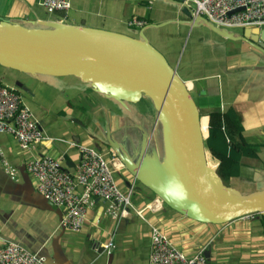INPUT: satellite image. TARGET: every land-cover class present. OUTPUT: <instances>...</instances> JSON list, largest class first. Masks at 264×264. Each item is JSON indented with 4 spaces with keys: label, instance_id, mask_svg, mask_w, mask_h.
<instances>
[{
    "label": "crops",
    "instance_id": "obj_1",
    "mask_svg": "<svg viewBox=\"0 0 264 264\" xmlns=\"http://www.w3.org/2000/svg\"><path fill=\"white\" fill-rule=\"evenodd\" d=\"M33 1L35 4H30V0H0V18L24 26L34 24L41 27V21H59L122 32L118 27H132L128 26L126 21L136 15L145 20L143 27L161 26L168 23L162 21L173 19L182 25H201L213 30L204 20V16L202 18L194 16L196 18L192 19L188 8L181 3V0H158L157 7L153 5V0H127L126 18L124 15H114L115 11L110 7H104L105 0H100L99 4L94 2L91 9L84 8L85 0H71V4L81 7H76L73 13L70 12L71 7L67 12H54L53 17V13H46L47 11L39 3L40 0ZM44 13L51 16H43ZM148 15H151L154 21L149 20ZM106 21L110 27H106ZM151 22L162 23L149 24ZM217 27L218 31H213L227 44L233 45L237 41L244 43L247 51L253 56L251 62H231L227 53L225 58L221 59L222 55L211 46L208 56L199 59L200 65L210 68V71L194 73L196 66L194 51L187 66L183 67L179 74L190 91L196 95L194 100L199 112L208 113L217 108L222 111L234 109L241 119L244 134L245 120L238 107L241 103L247 105L251 103L230 92L233 90L238 92L240 88L246 89L249 85L256 87L257 81L260 78L264 79V66L253 60H264V57L256 54L250 43L242 38L244 28H241L242 32H234L224 29L226 27ZM134 31L139 32V30ZM204 41L210 43L213 39L206 38ZM241 50L240 56L245 58L247 52ZM177 56V53L170 54L174 64ZM0 67L5 71H11V76L23 75L22 79L15 78L14 81L7 79L6 75L0 76V82L17 88L23 102L31 108L48 136L88 145L96 141L95 147L105 156L111 149L110 142L114 144L112 147L116 146L119 150L121 148L133 160L138 158L142 160L144 154L150 156L148 146L153 145L148 131V128L151 129L150 120L153 121L151 114L131 107L128 102H120L98 92L88 82L73 75H31ZM240 68L250 70L249 78L246 77L241 85L235 86V76ZM89 92L92 95H99L98 98L102 103L100 108L94 109L93 121L88 118L87 111L78 106ZM71 95H74L72 102L68 99ZM242 95L248 94L243 92ZM108 99L114 102H107ZM111 103L116 108H111ZM156 116H154L155 120ZM77 120L81 124H76ZM126 128L141 129V138L136 136L132 140L128 133H125ZM128 142L130 146L127 148ZM252 144H259L260 148H264V141H256ZM0 148L9 163L15 167V174L11 177L5 171L0 159V245L5 241H16L27 250L45 256L47 264H149L150 226L156 225L185 254L193 255L198 250H202L207 264H264V235L261 233L258 219L254 216L246 215L223 224L200 222L172 209L145 186L146 192H141L140 199L132 200L133 204L127 207L126 216L110 217L106 212V202L95 197L93 204L87 208L82 227L76 231L64 228L58 224L64 209L52 205L36 189L25 164L32 155L50 154L58 157L64 168L71 169L78 158L76 150L68 148L65 143L59 141L43 142L29 151L23 150L12 135L2 133H0ZM259 154L258 151L256 157H243L241 166L248 165V160L261 161ZM257 169L260 176L264 175L262 168L257 167ZM123 185L124 183H120L119 186L125 190ZM111 238L114 246L110 251H106L103 249V244Z\"/></svg>",
    "mask_w": 264,
    "mask_h": 264
},
{
    "label": "water",
    "instance_id": "obj_2",
    "mask_svg": "<svg viewBox=\"0 0 264 264\" xmlns=\"http://www.w3.org/2000/svg\"><path fill=\"white\" fill-rule=\"evenodd\" d=\"M189 14L192 19L202 18L194 17L190 10ZM31 25L0 18V66L31 75H73L120 102L150 98L161 144L148 150L150 156L133 160L110 142L133 181L172 209L200 222L223 224L251 213L264 215V188L241 193L224 184L215 168L206 166L202 115L176 69L147 40L144 27L138 37L59 21ZM242 38L264 57V28L246 27ZM130 184L127 180L126 185Z\"/></svg>",
    "mask_w": 264,
    "mask_h": 264
},
{
    "label": "built area",
    "instance_id": "obj_3",
    "mask_svg": "<svg viewBox=\"0 0 264 264\" xmlns=\"http://www.w3.org/2000/svg\"><path fill=\"white\" fill-rule=\"evenodd\" d=\"M49 12H67L70 0H40ZM193 16H204L221 27L264 28V0H182ZM243 6V9L230 11ZM128 26L143 27L145 20L131 16ZM0 133L12 135L23 150H30L37 144L59 141L68 148H74L78 158L71 169L64 168L58 157L50 154L32 155L25 167L35 182L36 189L52 205L64 209L59 225L76 231L82 227L87 208L94 198L106 202V212L112 218L126 216L131 205L129 189L122 190L117 184L114 171L123 168L114 150L107 156L96 147L74 140L48 136L31 108L23 102L15 87L0 83ZM0 159L11 177L15 174L12 166L0 148ZM250 215V214H249ZM247 215V216H249ZM114 246L112 238L103 244L110 251ZM0 264H47L44 256L27 250L16 241H5L0 245ZM149 264H207L202 250L193 255L185 254L158 226H150Z\"/></svg>",
    "mask_w": 264,
    "mask_h": 264
},
{
    "label": "rangeland",
    "instance_id": "obj_4",
    "mask_svg": "<svg viewBox=\"0 0 264 264\" xmlns=\"http://www.w3.org/2000/svg\"><path fill=\"white\" fill-rule=\"evenodd\" d=\"M99 1L100 0H85L83 6L85 9H91L94 6V2L95 3L97 2V4H99ZM153 1H154L153 5L157 7L159 5L158 3L159 1L158 0H153ZM30 4H35V1L30 0ZM167 6L169 8L171 7L170 4H168ZM76 7H81V6H75L74 3H72L70 12L73 13ZM104 7L106 8L110 7L112 11H115V13H113L114 15L117 16L124 15L125 18L127 17L125 14V10L127 7V0H114V1L105 0ZM153 12H156V10H153ZM46 13H44L43 16H49V17L51 16V15H47ZM76 13L78 14V11H76ZM127 15H129V12L127 13ZM53 16L54 13L52 14V17ZM148 19L154 21V18L151 15H148ZM169 20L171 21L169 22ZM165 21H167L168 23L157 27L152 25H147L146 27H144L143 33L146 36L149 43L152 44L156 49H158L164 55L168 63L176 69L177 74L179 76H180L179 72H181L183 67L187 66V63L189 59L192 57L194 51H195V56L193 58L196 62L194 73L200 74L205 71H210V68L200 65L199 59L201 60L204 57L208 56L211 46H214L217 52L222 55L221 59L225 58L227 53L229 60L234 63L240 61L251 62L253 58L250 51H247V49L245 48L244 43L237 41L233 45H229L226 43L225 40L222 41V37H220V35L215 33L209 27L201 26V25L200 26L182 25L177 23L173 19H166L162 22ZM162 22H151L149 24H159ZM26 25H31V24H26ZM105 25L106 27H110L107 21L105 22ZM118 29L119 31L122 32L125 31L123 33L128 34L130 36L137 35L139 37L140 35L139 32L136 33V31H134V30L140 31V27L125 28L123 26H120V28L118 27ZM224 29L231 30L234 32H242L241 27L238 28L226 27ZM206 38L213 39V42L211 41L210 43L209 42L206 43L204 41V39ZM178 49L179 51H177ZM241 49L247 52L245 58H241L240 56V52H242ZM174 53H177L178 55L175 64H174V59L170 57V54H174ZM198 53L200 54L198 55ZM253 60L259 62L258 63L259 65L264 66L263 59H259V60L253 59ZM177 65H179L178 69H177ZM237 73L238 74L235 76L236 79L235 86L241 85L246 77L249 78L250 70L246 68H240L237 71ZM4 75H6L7 79H9L10 81H14L15 78L17 79L23 78V75L21 74H16V77L11 76L12 75L11 71H5V69L0 67V76H4ZM0 83L4 84L2 82ZM8 86H12V85H8ZM187 87L190 91L188 85ZM19 89L23 93L22 89L21 88ZM243 92H245L248 95H242ZM190 93L193 99H196V95L191 91ZM230 93L232 95L233 94L238 95L241 98L245 99L244 101H248L251 103L250 105L241 103L238 107L239 111L244 116V120H245L244 126L246 128L244 129V134L246 135L249 142L252 143L256 141H264V134H261L264 132V79L262 80V78H260L257 81L256 87L249 85L248 88L246 89L240 88L238 92H234L233 90ZM23 94L25 96V93ZM98 97L99 95L97 94L92 95V93L89 92L86 94V96L83 97V101H80L78 104V106L82 108L85 112L87 111L88 118L91 119L92 121L95 119L94 109L100 108L102 105V103L100 102L101 99H99L100 97L99 98ZM68 99L70 100V102H72V100L74 99V95L73 96L71 95L70 97H68ZM107 102H114V101L108 99ZM128 103L129 105H131V107H134L142 112H147L148 114L152 115L153 121L150 120V128H151L150 134L153 133L155 139L157 138V143L161 144V132H159L160 126L159 124H157L156 126V123L154 121L155 120L154 116H156V113L150 98L142 97L138 101L128 102ZM111 108H116V107L111 103ZM76 124H81V122L77 120ZM155 126H156V130L153 132ZM95 142L96 141H94V143L90 145L95 147L96 146ZM152 147L154 146L152 145ZM257 151H259L260 153L259 155L261 157V161L255 162L254 160H248V165L246 164L241 166L240 174L237 177H233L230 180V185L238 189L241 193H248L251 191L264 188V175L260 176L259 173L257 172L258 170L257 167H260L264 170V148H258ZM162 153H163L162 146L159 145V155ZM205 157H206V166L209 169H214L216 166V162L214 161V159L210 157V154L207 150L205 152ZM113 174L116 182L119 185L120 183H124L123 187L125 189H129V186L125 185L126 180L133 183L132 192L130 195V200L132 204H133L132 202L133 199L141 198V192H146L142 184H140L138 181H133L131 174L128 172V170H126L125 167L120 171L119 169L115 170Z\"/></svg>",
    "mask_w": 264,
    "mask_h": 264
},
{
    "label": "trees",
    "instance_id": "obj_5",
    "mask_svg": "<svg viewBox=\"0 0 264 264\" xmlns=\"http://www.w3.org/2000/svg\"><path fill=\"white\" fill-rule=\"evenodd\" d=\"M204 146L210 157L216 162L215 170L223 183L230 185V180L240 174L243 157H256L259 144H252L243 134V127L238 113L234 109L222 111L214 109L208 113L199 112ZM258 219L261 233L264 235V215L251 213Z\"/></svg>",
    "mask_w": 264,
    "mask_h": 264
},
{
    "label": "flooded vegetation",
    "instance_id": "obj_6",
    "mask_svg": "<svg viewBox=\"0 0 264 264\" xmlns=\"http://www.w3.org/2000/svg\"><path fill=\"white\" fill-rule=\"evenodd\" d=\"M148 131L150 132V130H149V128H148ZM125 133H128V135L130 136V138H132V140H134V138L137 136V137H139V139L141 138V129H129V128H126V132ZM151 138H152V142H153V146L155 147V145H156V143L157 142H155V137L153 136V133L151 134ZM131 140V141H132ZM139 142H140V140H139ZM149 144H151V140H149ZM128 146H130L129 145V142H128V144H127V148H128ZM149 147V149H151L152 148V146H148ZM120 150L122 151V149L120 148Z\"/></svg>",
    "mask_w": 264,
    "mask_h": 264
},
{
    "label": "clouds",
    "instance_id": "obj_7",
    "mask_svg": "<svg viewBox=\"0 0 264 264\" xmlns=\"http://www.w3.org/2000/svg\"><path fill=\"white\" fill-rule=\"evenodd\" d=\"M181 2H182V1H181ZM135 16H136V15H135ZM138 17H139V16H138ZM140 18H141V17H140ZM245 28H246V27H245ZM112 150H113V149H112ZM114 152H115V151H114ZM123 168H124V166H123ZM131 184L133 185V183H131ZM131 184H130V185H131ZM130 185H128V186H130Z\"/></svg>",
    "mask_w": 264,
    "mask_h": 264
},
{
    "label": "bare ground",
    "instance_id": "obj_8",
    "mask_svg": "<svg viewBox=\"0 0 264 264\" xmlns=\"http://www.w3.org/2000/svg\"><path fill=\"white\" fill-rule=\"evenodd\" d=\"M200 127H201V123H200ZM201 133H202V130H201Z\"/></svg>",
    "mask_w": 264,
    "mask_h": 264
}]
</instances>
